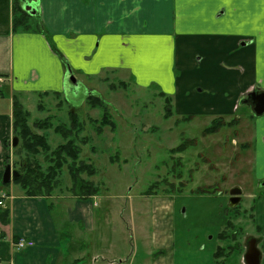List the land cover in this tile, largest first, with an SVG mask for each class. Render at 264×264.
<instances>
[{
  "label": "rangeland",
  "instance_id": "374dc122",
  "mask_svg": "<svg viewBox=\"0 0 264 264\" xmlns=\"http://www.w3.org/2000/svg\"><path fill=\"white\" fill-rule=\"evenodd\" d=\"M208 3L212 6L213 1ZM203 19V15L192 16L190 26H203ZM229 30L235 31L229 27L222 32ZM259 41L264 43V37ZM196 50L192 63L189 56L171 61L169 51L159 48L161 61L155 68L143 69L142 83L127 78L128 72L113 69L92 75L86 80L93 88L88 94L99 97L102 105L87 102L88 94L83 101V89H77V94L35 93L23 99L13 94L29 112L31 127L37 120L49 121L52 127L46 132L52 148L64 142L53 127H68L74 115L81 123L76 138L79 161L95 168L90 177L81 174L98 186L101 195L93 202L102 205H91L87 211L88 223L69 215L75 195L66 191L71 183L66 166L58 188L43 196L51 210L58 264H156L166 256L172 264H242L251 237L258 240L264 264V141L254 130V122L264 114L255 116L243 98L232 100L236 89L228 69H222L219 77L209 76L207 71L217 67L208 45H198ZM256 50L255 75L264 77L260 47ZM122 81L128 83L125 88L119 85ZM160 92L170 97V104ZM104 114L113 126L99 129ZM219 116L232 124L204 134ZM260 127L264 133V125ZM11 129L9 141L13 118ZM180 143L188 146L170 153ZM23 157L8 143L5 163L9 161L13 169V163ZM38 158L43 161L44 155ZM10 181L6 186L12 183L20 188ZM233 186H239L242 194L237 206L230 208L228 191ZM4 196L7 193L0 199ZM221 232L226 238L219 236ZM218 247L223 253L217 263L213 253Z\"/></svg>",
  "mask_w": 264,
  "mask_h": 264
},
{
  "label": "crops",
  "instance_id": "0c3cea01",
  "mask_svg": "<svg viewBox=\"0 0 264 264\" xmlns=\"http://www.w3.org/2000/svg\"><path fill=\"white\" fill-rule=\"evenodd\" d=\"M209 1L20 0L22 8L32 2L37 11L29 22L33 27L39 22L42 27L23 31L13 30V0H0V195L7 193L3 205L10 209L8 225L0 224V264L59 263L54 259L57 239L46 199L25 196L12 183L2 184L12 136L14 93L23 99L29 94L63 96L83 89L84 101L93 91L86 81L92 75L113 69L128 72L127 78L142 83L143 69L155 68L161 61L159 48L169 51L171 61L189 56L194 63L198 45L211 49V62L217 70L207 71L210 77H219L222 69H228L230 83L236 89L232 100L264 88V77L255 75L256 46L264 62V43L256 42L264 37V0H212V6ZM200 15L204 16V25L190 26L191 17ZM229 27L235 31L222 32ZM68 69L78 87L69 79ZM261 125L264 118L254 122L255 135L261 134L263 143ZM100 196H72L70 217L88 223L87 211L91 205H102L93 202ZM17 237L31 239L33 245L17 251L11 245ZM158 261L156 264H172L167 256Z\"/></svg>",
  "mask_w": 264,
  "mask_h": 264
},
{
  "label": "trees",
  "instance_id": "16d2710c",
  "mask_svg": "<svg viewBox=\"0 0 264 264\" xmlns=\"http://www.w3.org/2000/svg\"><path fill=\"white\" fill-rule=\"evenodd\" d=\"M30 15L24 11L20 5L19 0H13V30H34L41 29L39 22L38 26L34 27L29 23ZM127 82L122 81L120 86H127ZM47 93V92H46ZM58 94V93H54ZM160 95L165 98V102L170 104V97L160 92ZM13 108V137H17L19 140L18 148L24 153V157L20 158L18 163H13V169L18 172L17 178L13 179V182L19 184L23 193L27 196H50L54 189H57L60 185V177L63 166L67 167L70 186L66 188L70 194L78 197H89L97 195L98 186L88 179L81 177L82 173H86L87 176H91L95 173V168L91 164L79 161L80 148L77 145V136L81 131L80 124L74 115H71V122L68 127L64 124H57L53 127L55 134H59L64 142L59 143L55 147H51L48 141L47 130L51 128V124L47 119L37 120L33 122L31 127L28 124L29 112L22 106L16 95L12 98ZM90 101L92 105H102L104 102L97 96L88 94L87 102ZM244 104L250 105V99L244 97L242 99ZM72 113V112H71ZM253 115V114H252ZM109 117V116H108ZM107 114H104L101 118L99 129L104 125L113 126V123L108 119ZM76 119V120H75ZM188 119V117L186 118ZM239 120L233 118L231 121ZM232 124V122L225 123L220 116L214 118L210 126L206 127L203 131L204 134L216 132L224 125ZM230 124V125H231ZM234 124H237V122ZM229 125V126H230ZM42 130V133H38L35 129ZM188 146V143H180L175 148L171 149L170 153L181 152ZM43 154L44 160L41 161L38 155ZM70 159V161H68ZM43 162L46 166H43ZM8 183L4 184L7 185ZM198 191V190H197ZM199 191H206L200 189ZM150 192V191H147ZM9 222V209L0 207V224L6 225ZM220 237L226 238V235L221 232ZM16 240V238L14 239ZM234 248V246H232ZM222 247H218L213 253L216 262H219L221 257ZM232 252V251H231ZM224 256L222 259H225ZM224 261H222V264Z\"/></svg>",
  "mask_w": 264,
  "mask_h": 264
},
{
  "label": "water",
  "instance_id": "95a60500",
  "mask_svg": "<svg viewBox=\"0 0 264 264\" xmlns=\"http://www.w3.org/2000/svg\"><path fill=\"white\" fill-rule=\"evenodd\" d=\"M23 10L26 11L30 16L36 14V7L32 4V2H26L23 4ZM68 76L71 82L77 86V80L72 74L71 70L68 69ZM247 98L250 99L251 109L255 116H261L264 114V88H257L247 93ZM12 146H16L17 137H12L11 141ZM18 172L16 169L11 168L10 162H7L4 167V172L2 176V182L8 183L10 180L17 178ZM264 184V183H263ZM262 184V185H263ZM242 189L239 186H233L229 190V206H236L241 199ZM260 251L256 246V240L251 238L246 247V251L243 254V262L244 264H260Z\"/></svg>",
  "mask_w": 264,
  "mask_h": 264
},
{
  "label": "built area",
  "instance_id": "2783aa9c",
  "mask_svg": "<svg viewBox=\"0 0 264 264\" xmlns=\"http://www.w3.org/2000/svg\"><path fill=\"white\" fill-rule=\"evenodd\" d=\"M0 204H2V201H0ZM32 245H33V241L31 239H26L24 237H19L16 241L12 242V246L16 250H23L26 247L32 246Z\"/></svg>",
  "mask_w": 264,
  "mask_h": 264
},
{
  "label": "flooded vegetation",
  "instance_id": "af4514ba",
  "mask_svg": "<svg viewBox=\"0 0 264 264\" xmlns=\"http://www.w3.org/2000/svg\"><path fill=\"white\" fill-rule=\"evenodd\" d=\"M264 183V181L262 182V184ZM264 185V184H263ZM228 193H229V191H228ZM229 199H230V195L228 196V204H229ZM237 206V205H236ZM236 206H234V207H236ZM230 207V206H229ZM234 207H231V208H234ZM251 238H253V237H251ZM250 238V239H251ZM250 239H248L247 241H246V247H247V245H248V242H249V240ZM255 239V238H254ZM256 240V246H257V243H258V240L257 239H255ZM258 248V247H257ZM246 251V250H245ZM245 253V252H244ZM261 257H262V255H261ZM243 264V263H242ZM260 264H261V258H260Z\"/></svg>",
  "mask_w": 264,
  "mask_h": 264
}]
</instances>
